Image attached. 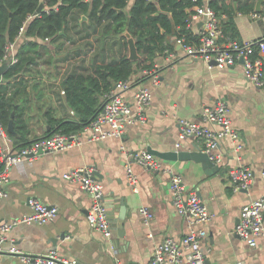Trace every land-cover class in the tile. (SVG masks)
I'll return each mask as SVG.
<instances>
[{
    "label": "crops",
    "instance_id": "0c3cea01",
    "mask_svg": "<svg viewBox=\"0 0 264 264\" xmlns=\"http://www.w3.org/2000/svg\"><path fill=\"white\" fill-rule=\"evenodd\" d=\"M256 1L253 11H256ZM263 4L264 0L261 6ZM236 5L234 2V7ZM253 11L234 13L236 39L253 40L264 36V15L254 18ZM189 25L198 34L202 22L194 19ZM72 35L75 38L79 33ZM86 40L79 39L75 43L66 40L63 44L42 40L51 50V57L47 58L39 47L37 63L31 73L24 76L30 94L21 117L28 128L29 142L49 134L50 115L64 119L77 117L66 101L63 78L74 69L92 70L94 49L90 51V47L84 53L73 49ZM175 46L180 56L169 61L160 55L150 66L156 68L159 76L157 85L152 86L151 76L144 73V67L136 65L128 79L130 87L122 92L123 97L131 101L138 87H151L152 100L145 111L146 121L129 125L121 137L84 140L64 150H44L11 168L9 181L4 185L7 195L0 200V221L27 213L30 197L57 205L58 215L47 223L14 225L6 232V246L14 245L24 253L56 250L60 255L78 259L80 264H148L155 247L167 236L182 237L188 224L172 204L168 172L148 170L133 163L137 181L132 186L126 176L127 155L123 149L147 150L148 146L161 151L194 149V144L201 145L200 140L192 136L180 139L178 118L201 119L204 105L223 100L243 148L234 149L228 137L221 139L213 148L214 152L221 153L219 168L209 171L193 159L158 157L163 166L182 173L186 190H195L212 213L211 220L203 224L206 235L201 248L206 255L205 263L231 264L241 259L247 264H264V235L256 238L255 245H250L234 232L241 207L263 191L264 91L246 80L241 60L229 66L209 65L199 57L185 55L176 43ZM117 48H114L116 56L119 55ZM104 56L105 61L111 57L108 52ZM206 125L217 127L209 122ZM12 146L15 147L13 143ZM240 164L249 165L254 175L249 188L236 190L227 171ZM84 165L92 169L93 175L97 173L94 177L103 186L104 204L112 227L109 237L87 222L90 196L77 181L62 177L67 169ZM121 197L125 205L123 235H119L116 227ZM144 205L153 213L149 224L143 222L139 212ZM63 232L67 235L60 238L58 235ZM0 264L24 263L18 254L7 253Z\"/></svg>",
    "mask_w": 264,
    "mask_h": 264
},
{
    "label": "built area",
    "instance_id": "2783aa9c",
    "mask_svg": "<svg viewBox=\"0 0 264 264\" xmlns=\"http://www.w3.org/2000/svg\"><path fill=\"white\" fill-rule=\"evenodd\" d=\"M45 8V7H44ZM43 8V9H44ZM195 12L191 20H201L202 26L198 32V40L186 41L185 37H177L175 43L185 55L199 57L209 65L229 66L242 59L243 74L247 81L264 91V36L253 40H238L225 34L221 17L204 0L194 6ZM46 10V9H45ZM37 14V13H36ZM35 15V14H33ZM252 17L259 18L264 15V4L259 11H253ZM29 15L28 17H30ZM24 25L12 41H8L0 63L5 61L11 65L18 60L16 46L24 40ZM44 40H49L46 37ZM93 51V47L91 50ZM164 56L171 61L180 56L177 50L166 48ZM214 61L215 63H212ZM145 74L151 76V85H157L159 76L152 67L143 68ZM2 80H0L1 82ZM130 87L129 80L115 83V86L106 91L102 97V104L95 116L79 131L63 132L54 130L48 135L38 137L29 144L15 148L12 138L0 120V200L7 192L4 185L9 181L10 170L18 162L39 154L43 150H64L84 140L92 141L106 137H121L125 129L133 123L146 121V108L152 100V89L148 85H141L133 93L131 101L123 97L122 92ZM214 123L217 127H208L206 123ZM178 137H196L200 140L204 151L210 153V158L217 164L221 162V153L214 152L213 148L219 141L228 137L234 149L243 148L237 130L228 116L227 104L218 100L213 105H204L201 119L178 118ZM125 163L126 176L129 184L135 186L137 175L132 164L138 163L148 170H165L169 174L171 200L175 210L187 221L188 227L182 237L167 236L159 243L148 264H206L205 253L201 248V241L206 235L203 224L212 218L207 205L195 190H186L183 175L170 167L163 166L161 159L147 151H128ZM227 175L234 189H247L253 180V169L249 165H236L228 169ZM62 177L69 181H77L80 187L90 196L91 204L86 219L90 226L99 229L105 237L112 234L111 223L108 219L107 209L103 199V186L97 180L92 169L87 166H77L67 169ZM262 193L243 205L239 211V219L234 232L250 245L256 244V238L264 235V167L261 170ZM30 210L10 220L0 221V259L7 253L18 254L24 264H80L78 259L60 255L56 250L47 253H24L14 245L6 246L7 231L20 223H47L53 221L58 215V206L48 204L37 197L28 199ZM139 212L143 222L149 224L153 213L148 206H141ZM199 225V226H198ZM198 226V227H196ZM13 242V241H12ZM231 264H247L238 259Z\"/></svg>",
    "mask_w": 264,
    "mask_h": 264
},
{
    "label": "trees",
    "instance_id": "16d2710c",
    "mask_svg": "<svg viewBox=\"0 0 264 264\" xmlns=\"http://www.w3.org/2000/svg\"><path fill=\"white\" fill-rule=\"evenodd\" d=\"M41 2L45 8L33 15ZM203 2L133 0L130 4L129 0H0V59L6 43L12 41L24 25V40L16 46L18 60L7 67L3 73L5 80L0 82V120L7 129L14 113V132L8 133L15 148L30 143L27 125L21 117L30 94L24 76L29 75L37 63L39 47L47 58L51 57V50L42 40L48 37L50 42L63 44L66 40L75 43L86 38L75 45L74 51L84 53L90 47L94 49L92 70L85 67L74 69L63 78L66 101L77 117L64 119L50 115L48 118L49 133L54 130L70 133L80 130L95 116L101 107L102 95L116 82L128 80L136 65L150 67L157 56L164 55L166 48L175 50L177 37H185L186 41L198 40L199 36L192 31L189 21L195 12L194 6ZM208 4L222 16L223 30L232 38L238 35L234 13L254 10V0H208ZM125 31L134 38H144L136 41L140 54L136 60L128 57ZM73 33L79 35L74 38ZM116 46L118 56L115 55ZM106 52L111 55L107 61L104 59ZM10 82L13 83L11 87Z\"/></svg>",
    "mask_w": 264,
    "mask_h": 264
},
{
    "label": "water",
    "instance_id": "95a60500",
    "mask_svg": "<svg viewBox=\"0 0 264 264\" xmlns=\"http://www.w3.org/2000/svg\"><path fill=\"white\" fill-rule=\"evenodd\" d=\"M261 3L262 0H257L256 1V5H255V10L259 11L261 8ZM44 8V4L43 2H41L38 7L36 8V11L34 12V14L36 13H40ZM126 35L127 38V44H128V57L131 60H136L139 58V53L137 51V47H136V41L143 39V37L137 36L136 38H134L133 36L130 35L129 32L125 31L124 33ZM242 61V59H240ZM212 63H215L214 61H212ZM8 65L7 62L3 61L0 63V80H5L4 76L2 75L4 73V71L7 69ZM13 115L14 113L12 112L11 114V119L8 122L7 125V130L9 132H14V126H13ZM194 149H189V150H166V151H161V150H157L154 149L150 146L147 147V151L161 157L164 159H170V160H185V159H193L194 161L197 162H201L202 167L206 170L209 171L210 170H216L219 168V164L215 163L211 158H210V153L207 151H204L202 148V145L200 144H194ZM43 149H39V153L43 152ZM97 175L96 172H94V176ZM124 217H125V205H124V199L123 197L120 198V208H119V212L117 215V219H116V227L118 228V232L119 235H123L124 233V229H123V222H124ZM65 235H67V233L63 232L60 233L58 236L60 238H64Z\"/></svg>",
    "mask_w": 264,
    "mask_h": 264
},
{
    "label": "bare ground",
    "instance_id": "6f19581e",
    "mask_svg": "<svg viewBox=\"0 0 264 264\" xmlns=\"http://www.w3.org/2000/svg\"><path fill=\"white\" fill-rule=\"evenodd\" d=\"M183 53V52H182Z\"/></svg>",
    "mask_w": 264,
    "mask_h": 264
}]
</instances>
